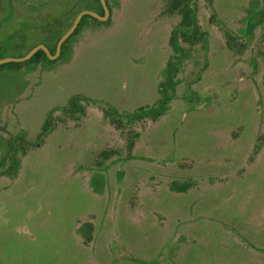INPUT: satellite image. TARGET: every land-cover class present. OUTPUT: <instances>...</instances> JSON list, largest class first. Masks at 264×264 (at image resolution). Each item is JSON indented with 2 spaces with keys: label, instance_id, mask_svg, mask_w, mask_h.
Segmentation results:
<instances>
[{
  "label": "rangeland",
  "instance_id": "rangeland-1",
  "mask_svg": "<svg viewBox=\"0 0 264 264\" xmlns=\"http://www.w3.org/2000/svg\"><path fill=\"white\" fill-rule=\"evenodd\" d=\"M109 2L59 58L0 65V264H264L263 0Z\"/></svg>",
  "mask_w": 264,
  "mask_h": 264
},
{
  "label": "flooded vegetation",
  "instance_id": "flooded-vegetation-1",
  "mask_svg": "<svg viewBox=\"0 0 264 264\" xmlns=\"http://www.w3.org/2000/svg\"><path fill=\"white\" fill-rule=\"evenodd\" d=\"M87 2V0H80L79 5L77 6V4H75L74 6L73 0H65L64 12L68 16L69 20H71V23L64 32L58 34V0H0V36L4 35L7 38L10 34V44L15 47V49L17 48L16 52L18 54V56L13 58L2 57L0 58V61L4 59H22L26 57L31 51L36 49V52L26 60L10 61L7 63H21L23 65L29 64V68H36L41 66L48 57L46 51L50 56L55 55L56 46L59 39L68 32V30L72 27L76 17L81 12L90 11L97 13L101 17L104 16V10L99 0L98 2L94 0L95 7L88 6ZM108 2L109 0H105V4L109 12V15L107 16V19L105 21H100L89 15H83L74 31L68 36V38L63 42V44H65L67 40L76 32H79L80 28L82 27L81 22L84 18H88L87 16L91 17L88 18L90 19V21L95 19L96 21H93L98 24L108 23V21L110 20L109 18H111L113 12V9L112 11H110ZM189 14L193 26L192 34L194 37L197 36L198 38H200L201 33L199 32L196 15L191 9L189 11ZM246 17L248 19V22L245 24L244 33L251 38L250 41H247L250 46H254L255 42L259 41L264 36V0L260 10H258L257 12H253L251 15H246ZM193 21L197 25L196 33L194 32ZM256 28L257 31L255 34H253ZM62 46L59 55L55 59L61 56L63 51ZM77 109H81V111H84L80 106H78ZM164 111L165 110L163 109V112ZM23 135L24 134L22 132V134L18 138L14 135L11 136L12 141L15 142V146H13V149L21 145V143H25ZM39 140L40 137L36 139V142H33L34 147L37 142L39 143ZM8 141L10 140H7L5 142V145L7 144L8 146H12V142ZM10 161L12 162V159Z\"/></svg>",
  "mask_w": 264,
  "mask_h": 264
},
{
  "label": "water",
  "instance_id": "water-1",
  "mask_svg": "<svg viewBox=\"0 0 264 264\" xmlns=\"http://www.w3.org/2000/svg\"><path fill=\"white\" fill-rule=\"evenodd\" d=\"M99 1H100L101 5H102V7H103V10H104V16L101 17V16H99L97 13L90 12V11H84V12H81V13L76 17V19H75V21H74L72 27L68 30V32H67L65 35H63V36L59 39V41H58V43H57V46H56V53H55V55H54V56H50V55L48 54V52L46 51V54H47V56H48L50 59H55V58L59 55L60 50H61V46H62L63 42H64V41L68 38V36L74 31V29H75L76 26L78 25V23H79V21H80V19H81V17H82L83 15H89V16H92V17H94V18H96V19H98V20H100V21H105V20L107 19V16L109 15V12H108V9H107V7H106L105 0H99ZM35 52H36V49H34L33 51H31L26 57H24V58H22V59H4V60H1V61H0V65L3 64V63L10 62V61H22V60H26V59L30 58Z\"/></svg>",
  "mask_w": 264,
  "mask_h": 264
},
{
  "label": "trees",
  "instance_id": "trees-1",
  "mask_svg": "<svg viewBox=\"0 0 264 264\" xmlns=\"http://www.w3.org/2000/svg\"><path fill=\"white\" fill-rule=\"evenodd\" d=\"M97 2H98V0H96ZM88 18H91V17H89V16H87ZM93 19V18H92ZM93 20H95V19H93ZM96 21V20H95ZM193 23H194V32L196 33V31H197V25L195 24V22L193 21ZM205 34L204 33H201L200 34V37H203ZM192 38H194V37H192ZM63 46H64V44H63ZM63 46H62V48H63ZM166 103V102H165ZM74 105V104H73ZM163 110H160V112L159 113H153L151 110H147V111H145V110H142V111H139L137 114L139 115V116H142V115H144V114H146V116H151V117H156V116H160L161 115V112H162ZM136 113H134V114H131V115H129V120H128V122H132L133 123V121H134V119H136V115H137Z\"/></svg>",
  "mask_w": 264,
  "mask_h": 264
}]
</instances>
